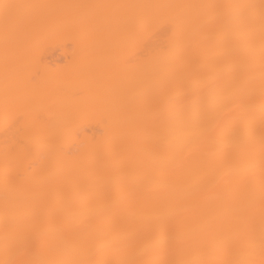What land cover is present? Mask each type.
Here are the masks:
<instances>
[{
	"label": "bare ground",
	"instance_id": "bare-ground-1",
	"mask_svg": "<svg viewBox=\"0 0 264 264\" xmlns=\"http://www.w3.org/2000/svg\"><path fill=\"white\" fill-rule=\"evenodd\" d=\"M0 264H264V0H0Z\"/></svg>",
	"mask_w": 264,
	"mask_h": 264
}]
</instances>
